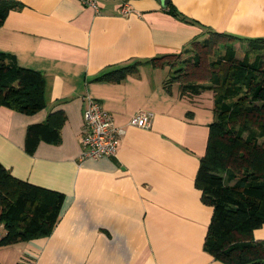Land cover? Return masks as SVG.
<instances>
[{
  "label": "crops",
  "instance_id": "0c3cea01",
  "mask_svg": "<svg viewBox=\"0 0 264 264\" xmlns=\"http://www.w3.org/2000/svg\"><path fill=\"white\" fill-rule=\"evenodd\" d=\"M16 1L24 6L0 26V53L44 76L46 106L34 114L0 107V163L64 200L52 234L0 246V264H223L204 251L213 208L195 185L213 93L183 96L165 84L173 69L150 60L184 53L209 30L264 38V0H125L127 15L121 0L101 1L99 12L83 0ZM136 62L120 83L97 80ZM87 96L125 129L116 157L80 159ZM140 110L153 113L148 129L128 125ZM56 111L66 116L60 143L28 153L27 128ZM253 235L264 240V225Z\"/></svg>",
  "mask_w": 264,
  "mask_h": 264
},
{
  "label": "trees",
  "instance_id": "16d2710c",
  "mask_svg": "<svg viewBox=\"0 0 264 264\" xmlns=\"http://www.w3.org/2000/svg\"><path fill=\"white\" fill-rule=\"evenodd\" d=\"M23 6L16 0H0V26L10 11ZM171 14L196 24L175 8ZM184 53L188 56L182 61L172 54L150 63L172 68L165 84H178L183 96L213 93L214 120L195 179L203 203L213 208L204 251L223 264H264V240L253 235L264 225V38L209 30L207 38L193 42ZM139 64L116 68L97 80L120 83L136 73ZM44 90L40 72L0 53V107L34 114L46 106ZM65 121L64 112L56 111L44 123L30 125L26 151L33 154L42 141L59 144ZM63 200L62 193L18 179L0 163V231H4L0 246L50 236L60 220Z\"/></svg>",
  "mask_w": 264,
  "mask_h": 264
},
{
  "label": "built area",
  "instance_id": "2783aa9c",
  "mask_svg": "<svg viewBox=\"0 0 264 264\" xmlns=\"http://www.w3.org/2000/svg\"><path fill=\"white\" fill-rule=\"evenodd\" d=\"M105 0H83L86 7L99 12L100 3ZM122 15L131 13L132 8L128 1L121 0L119 8ZM84 124L80 136L82 148L81 160L88 158L116 157L121 145L125 129L115 124L113 116L106 111L101 103L92 98H84ZM153 113L140 110L130 120L128 125L148 129L152 125ZM18 264H36L32 259H21Z\"/></svg>",
  "mask_w": 264,
  "mask_h": 264
},
{
  "label": "rangeland",
  "instance_id": "374dc122",
  "mask_svg": "<svg viewBox=\"0 0 264 264\" xmlns=\"http://www.w3.org/2000/svg\"><path fill=\"white\" fill-rule=\"evenodd\" d=\"M237 48H238L239 56H242L243 55L242 54V52H243L242 49L239 46H237ZM177 55L179 56V58L177 59L178 61H182L188 56V54H186V53H181V54H177ZM172 60H175V58L172 59Z\"/></svg>",
  "mask_w": 264,
  "mask_h": 264
},
{
  "label": "water",
  "instance_id": "95a60500",
  "mask_svg": "<svg viewBox=\"0 0 264 264\" xmlns=\"http://www.w3.org/2000/svg\"><path fill=\"white\" fill-rule=\"evenodd\" d=\"M167 3H168V0H165V1H164V5L167 4Z\"/></svg>",
  "mask_w": 264,
  "mask_h": 264
}]
</instances>
